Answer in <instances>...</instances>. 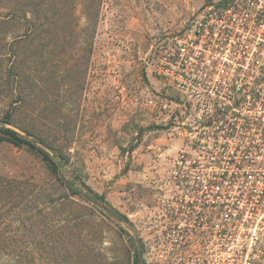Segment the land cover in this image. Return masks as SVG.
Instances as JSON below:
<instances>
[{
    "label": "rangeland",
    "instance_id": "374dc122",
    "mask_svg": "<svg viewBox=\"0 0 264 264\" xmlns=\"http://www.w3.org/2000/svg\"><path fill=\"white\" fill-rule=\"evenodd\" d=\"M213 1L102 0L93 32L78 10L77 29L63 37L38 9L32 15L30 0H0V129L21 132L56 160L58 153L67 158L55 176L34 149L14 146L0 131V177L22 181L26 200L38 191L43 204L40 264L65 250L71 264H139V244L144 264H161L148 253L147 212L152 181L181 140H169L162 116L149 110L148 94L164 89L150 74V48ZM68 21L62 28L74 23ZM114 82L126 87L122 101ZM8 112L11 125L2 121ZM76 174L126 219L110 217L59 180L74 182Z\"/></svg>",
    "mask_w": 264,
    "mask_h": 264
},
{
    "label": "built area",
    "instance_id": "2783aa9c",
    "mask_svg": "<svg viewBox=\"0 0 264 264\" xmlns=\"http://www.w3.org/2000/svg\"><path fill=\"white\" fill-rule=\"evenodd\" d=\"M150 51L149 110L181 140L152 181L151 260L264 264V0L213 1Z\"/></svg>",
    "mask_w": 264,
    "mask_h": 264
},
{
    "label": "trees",
    "instance_id": "16d2710c",
    "mask_svg": "<svg viewBox=\"0 0 264 264\" xmlns=\"http://www.w3.org/2000/svg\"><path fill=\"white\" fill-rule=\"evenodd\" d=\"M101 3L102 0H49L47 3L40 2V0H30L29 4L33 7L32 15H35L36 9H38L43 15V21L47 22L48 26H55L56 32L60 30V27L63 29L61 30L63 35H61L64 37V34H72L75 31L74 25L77 29L78 15L76 12L78 10L86 21L85 28L93 32ZM77 6L80 8L77 9ZM25 15L26 12H23V16ZM67 19L70 20L68 22L74 23L72 26L69 24L67 28H62L66 24ZM12 115V113L8 112L4 116V120H2L3 123L11 125L13 123ZM18 128L25 134L31 135L39 143H43L40 138L30 134L25 128L21 126H18ZM0 131L3 134L2 139L14 146L27 145L34 149L41 156L49 172L55 176L58 175L61 164L67 161V158L61 153L55 154L56 158H58L56 160L45 149L36 146L27 136L13 128L3 127ZM75 176L77 180L74 182L61 180L60 178L59 180L71 193L80 194L82 200L92 201L97 209L106 211L110 217L120 220L126 219V216L106 200L103 193L93 190L81 179L79 174ZM23 184L20 180L0 177V264H40L37 254L42 246L37 240L36 230L42 219L40 211L43 208V204L35 200L36 196H39L38 191H35L34 194L31 193L34 188L29 191V194L31 193L32 195L30 194V198L26 200L28 194L26 186ZM77 185L80 186V189L77 188ZM26 204L30 206L28 207ZM74 217L75 219H80L78 215H74ZM26 236L29 238V242L24 245L22 239ZM141 248L142 246L139 244L135 257L140 254ZM80 258L81 256L78 257V259ZM68 259L69 250H65L62 252L60 259L54 261V259L47 257L43 264H71ZM80 261L82 260H78L77 263L82 264L83 262Z\"/></svg>",
    "mask_w": 264,
    "mask_h": 264
},
{
    "label": "water",
    "instance_id": "95a60500",
    "mask_svg": "<svg viewBox=\"0 0 264 264\" xmlns=\"http://www.w3.org/2000/svg\"><path fill=\"white\" fill-rule=\"evenodd\" d=\"M139 264H144V260H143V258L141 256V254H139Z\"/></svg>",
    "mask_w": 264,
    "mask_h": 264
},
{
    "label": "crops",
    "instance_id": "0c3cea01",
    "mask_svg": "<svg viewBox=\"0 0 264 264\" xmlns=\"http://www.w3.org/2000/svg\"><path fill=\"white\" fill-rule=\"evenodd\" d=\"M175 149V148H174Z\"/></svg>",
    "mask_w": 264,
    "mask_h": 264
}]
</instances>
